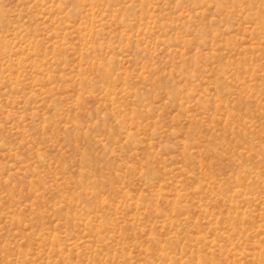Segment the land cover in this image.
Returning <instances> with one entry per match:
<instances>
[{
	"label": "rangeland",
	"instance_id": "obj_1",
	"mask_svg": "<svg viewBox=\"0 0 264 264\" xmlns=\"http://www.w3.org/2000/svg\"><path fill=\"white\" fill-rule=\"evenodd\" d=\"M0 264H264V0H0Z\"/></svg>",
	"mask_w": 264,
	"mask_h": 264
}]
</instances>
